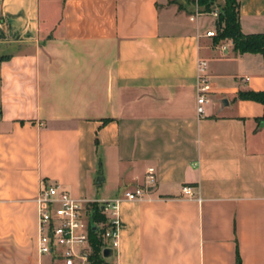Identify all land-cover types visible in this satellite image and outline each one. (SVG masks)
<instances>
[{
	"label": "crops",
	"instance_id": "1",
	"mask_svg": "<svg viewBox=\"0 0 264 264\" xmlns=\"http://www.w3.org/2000/svg\"><path fill=\"white\" fill-rule=\"evenodd\" d=\"M238 2L242 31L264 33V0ZM206 14L170 0H0V264H53L38 254L35 201L53 183L120 201L108 264H237L238 251L264 264V105L238 98L264 90V58L215 43ZM199 58L213 80L205 116ZM151 167L156 185L128 200Z\"/></svg>",
	"mask_w": 264,
	"mask_h": 264
},
{
	"label": "built area",
	"instance_id": "2",
	"mask_svg": "<svg viewBox=\"0 0 264 264\" xmlns=\"http://www.w3.org/2000/svg\"><path fill=\"white\" fill-rule=\"evenodd\" d=\"M220 7L208 14L216 20L220 16ZM205 12L197 11L196 15ZM193 18V17H192ZM209 37H216L218 29L206 32ZM225 49V48H224ZM197 111L205 116V105L210 101L213 92V80L208 73V62L199 58L197 62ZM157 183L156 171L153 167L148 169L145 185L125 192L128 200H138L151 190ZM182 191L188 197L194 196L192 186H183ZM38 208V254L39 257L50 256L53 264H93V248L90 233L94 232L102 242L101 251L105 254L119 246L121 217L120 201H90L74 197L61 184L53 183L43 185L35 199ZM93 205L98 214L104 219L96 220L90 217ZM108 256H105L107 259Z\"/></svg>",
	"mask_w": 264,
	"mask_h": 264
},
{
	"label": "trees",
	"instance_id": "3",
	"mask_svg": "<svg viewBox=\"0 0 264 264\" xmlns=\"http://www.w3.org/2000/svg\"><path fill=\"white\" fill-rule=\"evenodd\" d=\"M218 0H193L200 7H203L202 12H211ZM224 4L220 9V16L217 20L218 35L214 37L215 43L222 39H232L236 52L244 53H260L264 58V33L245 34L240 25V4L238 0H223ZM6 58H1V60ZM240 99L255 100L264 105V90L263 91H241L238 95ZM107 121V120H106ZM264 123V115L259 119ZM97 220L104 219L98 214ZM91 244L93 248L92 260L93 264H108L105 259V254H102V242L98 239L97 233L91 230ZM111 255V254H110ZM109 255V256H110ZM237 264H242L239 251L237 253Z\"/></svg>",
	"mask_w": 264,
	"mask_h": 264
},
{
	"label": "rangeland",
	"instance_id": "4",
	"mask_svg": "<svg viewBox=\"0 0 264 264\" xmlns=\"http://www.w3.org/2000/svg\"><path fill=\"white\" fill-rule=\"evenodd\" d=\"M220 4H219V3ZM170 3H177L180 10H186L188 12H191V13H195L197 11H202L203 10V7H200L197 2H193V0H170ZM222 4H224V1L223 0H218L217 3L215 4L214 8H218L220 7L219 9H221L222 7ZM189 6V8L187 7ZM212 15L210 14H206L205 15V18H206V21H210V19H212ZM102 185H96V188H101ZM93 209L91 211V214H90V217L94 218L97 220L96 216H97V211H96V207L95 205H93Z\"/></svg>",
	"mask_w": 264,
	"mask_h": 264
},
{
	"label": "water",
	"instance_id": "5",
	"mask_svg": "<svg viewBox=\"0 0 264 264\" xmlns=\"http://www.w3.org/2000/svg\"><path fill=\"white\" fill-rule=\"evenodd\" d=\"M93 230H94V231L96 230V226H95V225L93 226ZM110 253H111L110 250H106V251H105V256H109Z\"/></svg>",
	"mask_w": 264,
	"mask_h": 264
}]
</instances>
